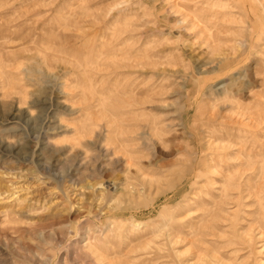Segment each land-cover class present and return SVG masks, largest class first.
Here are the masks:
<instances>
[{"label":"rangeland","instance_id":"1","mask_svg":"<svg viewBox=\"0 0 264 264\" xmlns=\"http://www.w3.org/2000/svg\"><path fill=\"white\" fill-rule=\"evenodd\" d=\"M0 264H264V0H0Z\"/></svg>","mask_w":264,"mask_h":264},{"label":"bare ground","instance_id":"2","mask_svg":"<svg viewBox=\"0 0 264 264\" xmlns=\"http://www.w3.org/2000/svg\"><path fill=\"white\" fill-rule=\"evenodd\" d=\"M180 23H181V21L180 20H178ZM125 53H127V52H125ZM136 54H138V55H140V53H136ZM145 55H146V52H145ZM129 58V57H128ZM131 59H132V57H131ZM132 61H133V59H132ZM128 76H134V75H136V73H135V71H129V73L127 74ZM141 76V75H140ZM136 78H138V77H136ZM135 80H137V79H135ZM144 82V81H143ZM187 84H188V82H187V80L186 79H184L183 80V82L180 84V86H179V88L180 89H184L186 86H187ZM143 85H146V84H142L141 85V83H135L134 82V87H132L131 88V90H130V92H132V93H134V95H133V97H132V99H130V103L131 102H140L141 101V99L143 98V96H145L149 91H150V88H147L146 86H143ZM118 86V85H117ZM226 86V85H225ZM219 87V86H218ZM125 88V87H124ZM221 88H225L224 87V85H222V87ZM126 89V88H125ZM129 90V89H128ZM139 90L141 91V92H139ZM127 92V91H126ZM223 94H225L226 93V91H223L222 92ZM128 94V93H127ZM115 104V103H114ZM127 104V103H126ZM106 105H108V104H106ZM123 105V104H122ZM132 105V104H131ZM115 108V107H114ZM113 108V109H114ZM113 113V112H112ZM120 113V112H119ZM118 114V113H117ZM118 118V117H117ZM95 128H96V126H95ZM95 128H94V130H95ZM146 133H148V132H146L145 130H143V132H141V135H146ZM113 185V184H112ZM126 189V188H125ZM130 189V188H129Z\"/></svg>","mask_w":264,"mask_h":264}]
</instances>
